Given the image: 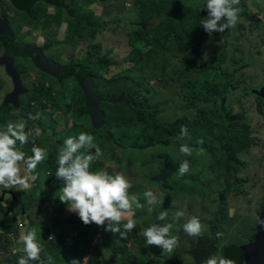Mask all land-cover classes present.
<instances>
[{"label":"rangeland","instance_id":"rangeland-1","mask_svg":"<svg viewBox=\"0 0 264 264\" xmlns=\"http://www.w3.org/2000/svg\"><path fill=\"white\" fill-rule=\"evenodd\" d=\"M112 1L69 0L78 17L87 19L98 27L95 38H92L93 30L87 28L86 24H71L66 12H56L52 7L46 8L49 15L47 22L42 19L38 29L36 26L31 30L33 23L28 25L30 21L26 20L27 17L22 11H15L9 3L7 6L4 4L3 10L7 15L5 17L12 22L14 36L28 39V35L32 34L29 41L32 40V44L37 47L46 46V59L56 62L60 67L89 63L88 72L93 76L97 86V90L95 87L89 90L90 94L86 95L85 99L73 80L58 85L57 80L51 78L50 73L39 70L34 62L28 59L18 60L16 68L24 89L28 90L27 93L22 94L32 93L29 97L19 96L22 102L18 106L21 111L20 116L42 115L43 111H46L45 116H39L43 122L42 127L46 128L44 133L35 127L34 119L30 118L26 122L25 132L29 128L33 131L36 129L31 135L26 132L28 139H35L50 152L51 133H56L54 136L56 138L61 137L62 134L59 132H66L65 120L70 121L73 111L83 112V108L88 110L94 105L91 99L94 93L104 99L100 109L109 113V121L114 125L111 128L114 138L119 137L115 133L120 125H131L134 116L140 114L139 109L130 110L122 103L123 101L118 100L120 93L126 90H132L131 97L136 104L143 102L150 107L160 105L157 115L159 123H169L181 117L190 121L196 117L202 118L204 122L201 125L192 124L188 128V134L180 142L200 144L203 140L207 148L205 150L202 146V151H205L210 159L197 147L191 150V155L182 153L183 158H188L184 161L189 163V170L183 176L180 175L179 168L184 161L178 157L176 171L165 181L151 180L164 167L160 162L151 166H140L134 162L129 165L123 163L118 169L105 161L104 167L110 175L121 173L129 179L132 186L128 189V195L133 211L137 210L136 200L142 198L145 192H151L150 196L142 200L144 204L140 203L143 207L135 212L142 222L149 221L147 228L156 221L172 224L175 236L181 242V236L184 235L183 225L192 216H196L201 221L202 229L207 226L203 236H211L213 233L217 236L215 256H223L221 249L224 239L221 238V230L226 229L222 225L219 227L218 221L222 219L223 214H229L231 208L232 218L227 223L230 229L243 215L237 229L250 226V211L257 214L264 196V99L260 98L264 91V0H245L240 3L239 20L235 27L227 29V33L213 32L209 35L200 25L189 40L186 41L179 35L168 34L158 45L146 52H142L137 46L140 43L132 44L130 40L132 33L142 24L138 12L144 10L138 4L141 0H122L118 3L117 0L113 3ZM177 1L193 8L206 4V0ZM170 2H172L170 9H173L175 0ZM37 9L39 5L35 4L33 10ZM164 13L165 9H162L161 15ZM196 41L202 44L200 52L204 62H212V67H200L193 63L191 43ZM3 54L4 50L0 49V56ZM4 66H0V103H4V95L14 91L9 76L3 71ZM43 90L61 94L64 99V102L60 103L64 104L60 105L61 111L53 114L50 105L39 101L37 94ZM201 95L205 97V101L198 100ZM262 97L264 98V94ZM65 105L71 110L70 112H65ZM225 107L231 109H229L230 115L240 116L239 121L247 127L250 144L245 151L235 154V159L239 163L235 164L237 172L235 180L230 185L232 192L225 197L227 201H223L221 208L212 213L213 208L219 204L218 201L222 200L218 198V192L214 191L221 190L223 183L226 182V179L216 177L223 174L226 165L221 146L225 141L238 138L239 133L240 135L242 133L238 130L239 123L226 121L228 119L223 113ZM10 110L14 119L12 123L20 122L22 119L17 116L14 103L10 105ZM83 121H86V118ZM7 123L1 122L0 132L7 131ZM18 144L19 140L16 148ZM177 152L176 146L170 144L156 147L146 153L149 158L156 156L157 160L166 161V157ZM159 157L163 158L159 159ZM26 174L29 175V173L24 175ZM142 183L144 187H139ZM134 186L138 188L133 190ZM21 192L18 187L5 189L0 186V195L8 193L17 198ZM133 197L135 201L132 200ZM149 200L153 202L149 204ZM171 203L174 206H169ZM203 205L207 206L208 212L203 211ZM30 209L32 215L36 213L40 216L44 215L37 212L35 206ZM169 210L174 212L169 215ZM180 211H183L184 215L178 217L176 214ZM162 212L166 213L165 218L156 219ZM63 222L61 218V223ZM253 232L251 229L247 235H253ZM9 240L11 241V238ZM138 240L142 242L138 241V245L128 248L138 249L139 255L141 251L144 253L140 264H164L148 253L144 236ZM188 241L189 239L183 238L182 244H185V247L182 250L179 248L178 252L173 250L172 253L164 254V258L182 260L180 264H190L195 260V256L189 253V248L190 251L194 248L189 247V244L186 245ZM214 248L209 249V252H213ZM9 249L8 245L7 250ZM98 252L101 258L100 264H121L120 261L110 257L112 254L108 245L98 248ZM204 262L201 261L199 264Z\"/></svg>","mask_w":264,"mask_h":264},{"label":"trees","instance_id":"trees-1","mask_svg":"<svg viewBox=\"0 0 264 264\" xmlns=\"http://www.w3.org/2000/svg\"><path fill=\"white\" fill-rule=\"evenodd\" d=\"M98 1L108 2L111 0ZM244 1L245 0H240V3H243ZM8 3L15 11L23 12V14L27 17L26 20L30 21L28 25H31L33 23V25L31 26V30H34L36 26L38 29L39 23L42 19L47 22V20L49 19V17L47 16L49 15H47L46 8L52 7L56 10V12H66L71 24H86L87 28L93 30L92 38H95L98 31V27L88 22L87 19L78 17L75 14V10L70 5L69 0H0V13L3 14L2 16H7L5 15L6 12H4L3 6L4 4H6L7 6ZM35 4L39 5V9H37L36 11L33 10ZM138 4H140L144 9L138 11L142 24L137 28L136 31L132 33V37L130 40L132 41V44L140 43V45L137 46L140 47V50L142 52L150 51L154 46L158 45L163 38L167 37L168 34L179 35L180 37L186 39V41L189 40L193 37L192 35L196 33L199 26L202 25L207 16V9L206 7L204 8L205 5H197L193 8L185 4L182 5L177 0H175L173 9H170V6L172 4L170 0H141ZM162 9H165V13L163 15H161ZM193 10H195V12H192ZM7 21L8 25H10L8 19ZM221 22L226 21L222 20ZM224 33H227V29H225L224 32H221V34ZM213 38L217 39L214 36ZM191 44L193 45V63L199 65L200 67H212V62H204L202 53L200 52L202 46L201 42L196 41L194 43L192 42ZM0 49L4 50L5 54H15L14 50H17V55L19 57H21L22 59L31 58L34 62V65L39 70H41L43 66H58L56 62L50 59H46V46L37 47L36 45L28 42V40L19 39L18 36L0 34ZM88 69L89 63L86 62L82 64H69L64 67L59 66V68L55 72V76L50 74L49 75L51 76V78L57 80L55 81L58 85H62L63 82L67 80H73L76 84V88H78L79 92L83 94L85 98L86 95L88 96L90 94L89 90L93 89L94 87L97 90L95 80L93 76H91L88 72ZM131 92L132 90L122 91L118 100L123 101L122 103L126 104L127 108L130 110L139 109L140 114H136L134 116L131 125L119 126L115 133L119 137L114 138V135L111 133V128L114 125L110 123L109 113L106 110H101L104 118V124L100 127H95L91 121V116L87 113V110H84V108L83 112L86 111L85 113H75L73 111L72 116L70 117V121L67 119L65 120L66 132H59L62 134L61 137L56 138L54 137L56 133H51L52 144L49 147L50 152H48L47 159L42 164L37 166L34 175H37L38 177L36 180L38 185L35 187L36 193L32 194H40V196H43L44 198L50 197L55 204H59L62 209L64 208L67 211L66 217L68 218V221L74 228V230H76L77 234L72 238V242L68 244L65 241V237H68V235L64 233L52 236V238H50L51 236L48 234V232H45L44 234L43 231L46 227L45 224L39 225L40 227L32 228V230L35 229L37 232L40 231L41 233V238L38 242L42 245L43 248L40 256L41 261H44V264H47V257L49 254H51L53 257V264H70L73 259L77 260L78 264H100L101 258L98 252V248L99 245L105 246V244L109 246L111 254L114 255V257L123 264L141 263V257H139L138 254L133 255L130 252H127L126 246L124 244L121 245L118 243V238H122L123 241H126L128 239H131L132 237H135L138 230L137 225L132 231L126 234V237H121L119 233H111L109 231H105V228L101 227V238H96V236L99 234L98 227H89V225L83 224L78 215L68 211L66 208L67 206L60 203L59 199L57 198V196L59 195V191L63 186V181L55 176V172L58 167L57 157L59 154V149L62 150L63 148L64 140H66L69 136H78L80 132L90 133L94 136V142L102 150L103 156L96 159L90 165L92 171H102L104 169L103 161H109L112 163L114 162V164L118 168H120L123 163L129 165L130 163L134 162L136 164H139L140 166H146L155 163L160 160H157L156 156H152L151 158L147 157L148 153L146 152L149 150H153L159 146H169L171 144L176 146L178 152L172 153L170 157H166V161H163L165 165L164 170H162L163 177L169 178L176 166L177 157L183 161L188 159L182 157V153L179 151L181 145H187L190 150H193L195 147L199 149L203 146L206 150L207 145L203 141H200V144H198L197 142H186L184 144L180 142V140L188 134V128L190 127L191 123L195 125H201L204 122L202 118L196 117L194 118L193 122H190L187 118L181 117L169 123H159V121L157 120V115L159 113L158 108L160 105L150 107L143 102L136 104L131 97ZM30 94L32 95V93L21 95L29 97ZM186 95L187 94H185V96ZM37 96L39 97L40 102L51 106L53 114L61 111L60 105H64L60 104L64 102V99L62 98L60 93L54 94L51 91L43 90L38 92ZM23 98L24 97H21V99ZM100 98L101 101H104L101 96ZM198 100L205 101L206 99L203 95H201L198 97ZM10 101H8L9 103L5 101L3 103V106L0 108V126L1 122H14L12 111H9L10 105H12L14 102ZM20 103L22 102L18 97V106ZM83 105L85 107V104ZM18 106L16 107L17 111H19H16L17 116L20 119L25 120L24 118H26V116H20L21 111L19 110ZM144 108L146 110H143ZM70 111L71 110L65 105V112L68 113ZM45 113L46 111L44 110L42 115L39 116H45ZM30 115L32 117L37 116L32 114ZM84 118H86V121H83ZM36 121L41 122V119L37 118ZM37 122H34L35 127L37 129H41L44 133L46 131V128H43V125H38ZM241 126L242 127H239L238 129L242 131L240 139L227 142L224 146V153L226 157V177L229 180L233 179V174L235 172L234 165L236 164V162L233 153L245 151L250 144L247 138L248 131L246 125L243 124ZM182 127L187 128L186 134H181ZM34 144L45 149V147L42 146L41 143H37L35 139H28V142L23 145H21L19 141L17 149L25 152L27 157L32 155L31 149ZM87 151H91L93 155L95 154V149H80L78 150V154H87ZM162 158L163 157H159V159ZM43 188L45 190L39 193ZM228 190L229 188L225 189L224 191L217 190L216 192H218V198H224V196H226V194L228 193ZM30 197L31 194L26 193L18 196V199L20 198V200L24 204L25 201ZM218 203L219 204H217L216 208H213L212 213L217 212L219 208H221L223 199H220ZM203 211L205 213L208 212V208L206 205H203ZM16 217L17 214L15 213L12 215L8 208L4 207L3 203H1L0 200V235H3V238L0 239V264H12L8 261V259L13 260L15 256L14 254H16L12 250H7L9 245L8 238H11L12 241L16 239L15 234H18L19 225L17 223ZM224 218L225 214H223L222 219L218 221V226L221 225V223L224 221ZM123 223L126 222L121 221V225ZM22 224H24V221L22 222ZM29 226L33 227L34 225L29 224ZM157 226L162 227L161 225ZM169 234L170 233H168V235ZM94 238L96 241L94 240ZM216 239L217 238L214 235L201 236L200 240L197 242L198 244H196V248H194L193 251H189V253L195 256V260L190 264H199L201 261H206L208 258V253H210L209 249H212L216 246ZM239 247L240 246L236 247L235 249L239 250ZM148 253L153 255L157 259L166 262V264L182 263V260L178 261L167 258L165 259L164 254L167 253L162 252V249L159 247L148 245ZM223 257L231 259L235 261V263H241V261H243V257L245 256H243L242 254L237 255L236 253L226 249L223 253ZM4 258L5 260H3Z\"/></svg>","mask_w":264,"mask_h":264},{"label":"clouds","instance_id":"clouds-1","mask_svg":"<svg viewBox=\"0 0 264 264\" xmlns=\"http://www.w3.org/2000/svg\"><path fill=\"white\" fill-rule=\"evenodd\" d=\"M240 0H206L204 8L207 9L206 19L202 26L211 35L213 32H224L225 29L235 27L239 20L241 8ZM226 22H221V21ZM43 71V70H42ZM31 119L39 118L29 115ZM25 120L13 124L9 121L6 125L7 131L0 132V186L5 189L20 188L29 189L37 180V175H21L18 162H25L28 173H35L37 166L42 164L48 157L47 149L33 145L32 155L26 157V153L16 148V141L23 145L28 142V134L24 131ZM187 128L182 127L181 134H186ZM92 134L80 132L78 136H69L63 142V148L57 157L58 167L55 176L62 179L64 184L59 191L57 198L60 203L67 206V210L75 212L85 225L96 224L105 228V231L119 233L121 237L132 231L137 221L128 218L126 223L121 225L125 218L124 213L132 210L128 189L132 186L129 179L123 174L117 173L114 176L107 171H92L90 165L103 156L102 150L95 144ZM95 149L93 155L91 151L87 154H78V150ZM179 151L184 155H191V150L187 145H181ZM189 170V163L184 161L179 168L181 176ZM51 175V174H50ZM145 197L151 192H145ZM135 201V197L132 198ZM149 204L153 201L149 200ZM137 208L143 205L137 203ZM183 216L184 212L176 214ZM166 213L162 212L156 219L163 220ZM107 221V224L105 223ZM264 224V221H261ZM171 225L159 227L156 224L146 228L143 235L148 245L159 247L162 252L172 253L178 246L176 236H169ZM207 230L205 225L202 229L201 221L198 217L192 216L184 225L183 231L187 237L195 238L203 236ZM23 242V252L26 256H21L17 264H29V260L41 261L42 245L37 240L35 229L21 234ZM44 264V261H41ZM47 264H53L51 254L47 257ZM70 264H78L73 259ZM204 264H234V261L223 256L210 257Z\"/></svg>","mask_w":264,"mask_h":264},{"label":"crops","instance_id":"crops-1","mask_svg":"<svg viewBox=\"0 0 264 264\" xmlns=\"http://www.w3.org/2000/svg\"><path fill=\"white\" fill-rule=\"evenodd\" d=\"M120 1H122V0H117V3ZM113 2H114V0L112 1V3ZM123 23L126 25H127V23H128V25H132L129 22H123ZM31 35L30 34L28 35V39L21 38V40L25 39V40H28V42L32 43V40L29 41V39H31ZM43 44H45V43H43ZM25 95H27V94H25ZM33 117H35V116H33ZM24 119L26 120V122L28 120H30L29 115L26 116V118H24ZM34 120H35V122H37L36 121L37 119H34ZM37 123H38V125H42V122L38 121ZM24 131H25V129H24ZM29 132L31 133V132H33V130L31 128H29L27 133H29ZM17 142H18V140L16 141V144H17ZM103 162H105V161H103ZM107 162L110 163V165L113 164L116 168H118L114 164V162L113 163L109 162V161H107ZM18 164H19L20 169H21V175L28 173L27 172V165L25 162H18ZM102 171H105V167ZM29 175H31V173H29ZM32 175H34V173H32ZM63 184H64V182H63ZM32 185H34V186H31L29 189H26V190L21 189L22 192L19 193V195H18V196H20L21 194H26L25 192L31 194V197L29 199H27L24 204L20 200V198L18 199V196H17V198H15L12 195H9L8 193L0 195V200H1V203H3L4 207L8 208V210L11 212L12 215L15 213L17 214L16 218H17V223L19 225L18 226V234H15L16 239L10 241L8 238V244L10 247L9 251L12 250L13 252L16 253V254H14L15 256H14L13 260L8 259V261L12 264H17V261L21 256H26V253L23 252V242L21 240V234L22 233L26 234L28 231L32 230V228L40 227L39 225L45 224L46 227L44 228V231H43L44 234H45V232H48V234L50 236H55V235L64 233V234L68 235V237H65V241L68 244L72 242V238L77 234L76 230H74V228L69 223L68 218L66 217L67 211L64 208H63L64 209L63 210L59 204L58 205L55 204L50 197L44 198L43 196H40V194H32V193H36L35 187L38 185V183L35 181ZM139 187H144V183H142V185H140ZM136 188H138V187L134 186L132 189L135 190ZM44 190L45 189L43 188L39 193L43 192ZM146 198L147 197L142 195V198L136 200V204L142 203V200L146 199ZM38 201H39V205H37ZM142 204H144V203H142ZM34 206L37 207V210H36L37 212L44 213V215L40 216V215H38V213L32 215L30 208H33ZM169 206L172 207V206H174V204L171 203ZM263 207H264V196L262 197L261 205L259 206L257 214L255 215V214H253L252 211H250L251 212V225L246 227V228L243 227V228L237 229V227L239 226V222L242 220V217L244 215L242 217H240V219L237 222H235V224L232 226L231 229H230L229 224H227V223L232 218V213H231L232 209L230 208L229 214L225 215L224 221L222 222V227L225 228L226 230H221V238L224 239L223 246L221 249V253L223 255L224 251L226 249H228V250L236 253L237 255L242 254L243 256H245V257H243V261H241V263H235V261H234V264H246L245 258L247 256L248 250L246 247L244 248V246L250 241V239L251 240L254 239L253 237H254V235H255L254 233L256 231V228H255L256 223L258 222V218H259V215H260ZM136 211H138V208ZM136 211L135 210L133 211V208H132V210L130 212H125L123 214L125 218L122 220V221L127 222L128 218H133L137 221L136 225L138 227V230H137L136 236L132 237L131 239H128L126 241H123L122 238H118V243L121 245L124 244L126 246L127 252H130L133 255L137 254L139 252V250L138 249L130 250L128 247L132 246V245H138V241H140L138 239H140L141 236H144L143 230L146 229L147 225L149 224V221H147V222L143 221L142 222V220L139 219V216L135 213ZM173 212H174V210H169L168 214L170 215ZM73 213H75V212H73ZM20 218L23 219V221H25L24 224H22L23 221H21ZM61 218L64 220L63 223H61ZM28 222H29V224H33L34 226L30 227ZM105 223L107 224V221ZM154 224L161 225L162 227L165 225H171V227L169 229V233H170L169 236H175V232L173 231V228H172L173 225L172 224H163L160 221H156ZM89 227H98V232H99L98 238H101V232H100L101 226H97L96 224L93 223V224H89ZM228 229H230V230H228ZM251 229H253V231H254L253 235H247L249 230H251ZM182 234H184V235H182L181 237L184 236L186 239H191V237H186L185 233L182 232ZM245 235H246V237H244ZM1 238H3V235H0V239ZM40 238H41V233L39 231V232H37V240L39 241ZM216 238H217V236H216ZM231 238H236V240H231ZM191 240L193 241V245L196 244L197 240H198V236L195 238H192ZM140 242H142V241H140ZM178 242H179L178 245H180V243L182 242V238H181V242L179 240H178ZM93 244H94V242H93ZM102 246L103 245H99V248H101ZM238 246H240L239 250H236L235 248ZM177 247L174 248V251H176V252L179 251V247L178 248ZM194 248H196V245H194ZM214 251H215V248H214L213 252L211 251L210 253H208L209 254L208 259L210 257L215 256ZM138 256L141 257V260H142V258L144 257V253L141 251V254L140 255L138 254ZM110 257L113 258L114 260H118L114 257V255H111ZM3 260H5V258ZM160 261L162 263L166 264V262H163L162 260H160ZM29 264H41V262L29 260ZM121 264H123V263L121 262Z\"/></svg>","mask_w":264,"mask_h":264},{"label":"water","instance_id":"water-1","mask_svg":"<svg viewBox=\"0 0 264 264\" xmlns=\"http://www.w3.org/2000/svg\"><path fill=\"white\" fill-rule=\"evenodd\" d=\"M0 34H8L14 36V33L10 29L7 18L5 16L0 18ZM9 55L10 58L6 56L0 57V65H6L7 74L11 77L14 84V91L6 96L5 101L9 103L8 101H10L11 99L10 102H14L17 107L19 94L21 95L22 93H27L28 90H25L23 88L20 75L14 66L15 54ZM51 67L52 66L50 65L46 67L43 66L42 70L44 72L50 73V75L55 76V72L59 68V65H53L52 72ZM91 99H93L94 105L91 108H88L87 113L91 116L93 125L95 127H100L104 124V118L100 109L101 98L97 93H94ZM261 221H264V207L258 218L254 239L250 240L245 245L248 250L247 256L245 258L246 264H264V224H262ZM187 243H189V247L193 245V241L191 239H189ZM184 245L185 244H181V249L185 247Z\"/></svg>","mask_w":264,"mask_h":264},{"label":"flooded vegetation","instance_id":"flooded-vegetation-1","mask_svg":"<svg viewBox=\"0 0 264 264\" xmlns=\"http://www.w3.org/2000/svg\"><path fill=\"white\" fill-rule=\"evenodd\" d=\"M1 15H0V17H4V16H2L3 14L2 13H0ZM8 19V18H7ZM9 27L13 30V28H12V22H11V20H9ZM2 27H4V26H2ZM21 42V41H20ZM14 53H15V55L16 56H14V66H15V68H16V66H17V62H18V60H25V59H22L21 57H19L18 55H17V50H14ZM4 56H6V57H9L10 58V55L9 54H3ZM2 55V56H3ZM26 59H28L29 61H31V62H33V60L31 59V58H26ZM5 67V70H3L4 72H5V74L6 75H8L7 74V71H6V65L4 66ZM36 67V66H35ZM16 70H17V68H16ZM42 70V69H41ZM59 71V70H58ZM51 72H52V67H51ZM9 76V75H8ZM21 77V76H20ZM9 79H10V81L12 82V79H11V77L9 76ZM22 80V79H21ZM12 84H13V82H12ZM23 85V84H22ZM264 86V85H263ZM14 89V84H13V88H12V90ZM12 90H11V92H12ZM10 93V92H9ZM9 93H7L6 95H4V97H5V99H6V96L9 94ZM11 94V93H10ZM263 94H264V91L262 92V95H260V98L261 99H264L262 96H263ZM5 99H4V102H5ZM102 102V101H101ZM3 106V102H1L0 103V108ZM226 109H224L225 111H223V113H224V116H225V118H227L228 120H226V121H229V122H237V123H239V127H242L241 125H243V123H242V121H239L240 120V116L238 115V116H232V115H230V108L229 107H225ZM230 109V110H229ZM189 120V119H188ZM190 121V120H189ZM190 122H193V121H190ZM193 123H191V125H192ZM190 125V126H191ZM240 139V133H239V136H238V138H233V139H230V140H228V141H225L223 144H222V146H221V150H222V152H223V154H224V156H223V160L226 162V157H225V153H224V146H225V144L227 143V142H231V141H236V140H239ZM201 141H203V140H201ZM204 142V141H203ZM202 148L203 147H200L199 148V150L201 151V152H203L205 155H206V153H205V151H202ZM236 153H238V152H234L233 153V156L235 157V154ZM207 157H209L208 155H206ZM209 159H210V157H209ZM157 162H160V163H162L163 165H164V162L163 161H157ZM235 162L236 163H239V161L237 160V159H235ZM179 162H176V166H175V168H174V171H173V173L176 171V169H177V164H178ZM154 164H156V162L155 163H152V164H149L148 166H151V165H154ZM162 165V166H163ZM234 167H235V165H234ZM164 168H165V165H164V167L157 173V175L156 176H153L152 178H151V180H155V179H161V180H163V181H165V180H168V179H170V177H172V175H173V173L171 174V176L169 177V178H166V177H163V171L162 170H164ZM206 170H207V168H206ZM236 172H237V169H236V167H235V172H234V174H233V179L232 180H229L227 177H226V165H225V168H224V172H223V174L222 175H220V176H216V174L215 173H213L217 178H222V180L223 179H226V182L228 183L227 185H226V182H224L223 183V185H222V188H221V190H225V189H227V188H229V190H228V193L226 194V196L228 195V194H230L231 192H232V189H230V185H231V182L232 181H234L235 180V174H236ZM192 179H194V177H192ZM214 192H216V191H214ZM226 196H224V198H222L223 199V201H225L226 199H225V197ZM227 201V200H226ZM214 221V220H213ZM221 225H222V223H221ZM221 225L219 226V227H221ZM213 231H214V229H213ZM212 235H214L215 237H216V235H215V233H213ZM182 239L183 238H185L184 236L183 237H181ZM192 239V238H191ZM200 240V238H199V236H198V240H197V242ZM181 244H182V242L180 243V245H178V247L181 249ZM189 243H186V245H188ZM196 244H198V243H196ZM196 244H194V245H196ZM194 245H192V246H190L191 248H194ZM182 250V249H181ZM189 251H190V248H189Z\"/></svg>","mask_w":264,"mask_h":264},{"label":"built area","instance_id":"built-area-1","mask_svg":"<svg viewBox=\"0 0 264 264\" xmlns=\"http://www.w3.org/2000/svg\"><path fill=\"white\" fill-rule=\"evenodd\" d=\"M50 238H52V236Z\"/></svg>","mask_w":264,"mask_h":264}]
</instances>
